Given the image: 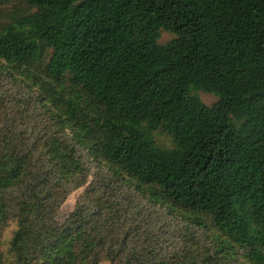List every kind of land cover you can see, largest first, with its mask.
Instances as JSON below:
<instances>
[{
    "label": "trees",
    "instance_id": "obj_1",
    "mask_svg": "<svg viewBox=\"0 0 264 264\" xmlns=\"http://www.w3.org/2000/svg\"><path fill=\"white\" fill-rule=\"evenodd\" d=\"M17 1L0 82L29 79L24 101L48 122L20 126L0 90V264H195L129 247L96 202L61 213L96 160L209 215L224 234L215 253L264 264V0ZM162 28L176 37L159 43Z\"/></svg>",
    "mask_w": 264,
    "mask_h": 264
},
{
    "label": "rangeland",
    "instance_id": "obj_2",
    "mask_svg": "<svg viewBox=\"0 0 264 264\" xmlns=\"http://www.w3.org/2000/svg\"><path fill=\"white\" fill-rule=\"evenodd\" d=\"M25 9L27 4L22 1L0 0V25L12 14ZM175 37V33L162 28L158 42L164 44ZM9 77L1 80L0 90L13 93L17 98L4 100L3 111L28 130L44 129L47 117L24 101L26 95L34 93L37 86L28 89L26 85L29 79L26 77ZM63 81L64 85L59 87L65 92L70 91V82L67 79ZM192 93H196L207 105L218 98L204 90H193ZM152 135L160 146L173 147L171 135L161 128L152 131ZM90 163L86 182L67 196L60 207L62 214L69 212L77 203L88 206L96 202L95 208L99 205L104 207L99 219L100 226L110 235H128V246L150 250L155 255L156 263L159 260L172 261L181 256L195 264H218L217 260H221L222 264H242L241 249L229 248L228 251L215 253L220 242L219 235L224 234L209 215L175 206L159 191L153 193L158 187L138 184L125 173H120L123 179L120 176L114 178L111 166L106 161Z\"/></svg>",
    "mask_w": 264,
    "mask_h": 264
}]
</instances>
